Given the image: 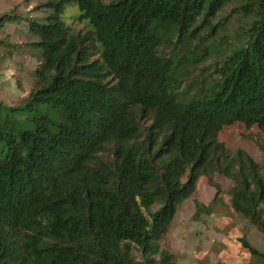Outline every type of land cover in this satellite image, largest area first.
<instances>
[{
    "label": "trees",
    "instance_id": "1",
    "mask_svg": "<svg viewBox=\"0 0 264 264\" xmlns=\"http://www.w3.org/2000/svg\"><path fill=\"white\" fill-rule=\"evenodd\" d=\"M230 2L247 38L215 62L210 92L183 100L178 69L209 54L201 41ZM8 23H23L39 63L21 102L0 99V264H178L168 230L201 176L216 194L195 216L213 212L215 171L264 233V162L220 139L256 125L264 150V0H44L0 14ZM240 240L243 264H264Z\"/></svg>",
    "mask_w": 264,
    "mask_h": 264
},
{
    "label": "rangeland",
    "instance_id": "2",
    "mask_svg": "<svg viewBox=\"0 0 264 264\" xmlns=\"http://www.w3.org/2000/svg\"><path fill=\"white\" fill-rule=\"evenodd\" d=\"M40 1L44 0H0V14L14 9L25 10ZM237 4L228 3L217 16L216 19L221 17L220 21L227 15L228 19L216 28V38L211 41L215 32H208L205 40H200L202 49L209 45V54L199 62L187 63L178 69L179 95L183 100L210 92L221 77L216 70L220 65L215 62L222 60L230 47L240 45L247 38L244 26L248 16L236 8ZM74 23L78 29L85 27V22L77 18ZM3 39L10 42L9 45ZM172 47L169 43L164 50L169 53ZM191 55L193 57L195 52ZM38 63L39 53L29 44L23 23H8L0 30V99L6 104L21 102L34 85L33 71ZM261 138L263 133L256 125L249 129L241 122L226 126L220 134V139L233 150L242 147L257 161L264 162V150L256 144ZM213 177L223 189L213 212L195 216L196 200L207 203L216 194V186L206 176H201L195 191L180 204L170 225L167 241L178 254V264H219L220 261L243 264L252 259V255L242 245L241 236H247L252 245L264 251V233L227 204L229 196L225 191L233 184L232 179L219 171H215Z\"/></svg>",
    "mask_w": 264,
    "mask_h": 264
}]
</instances>
